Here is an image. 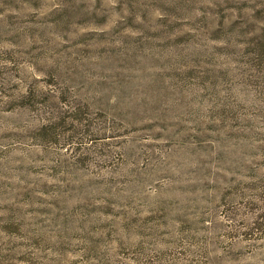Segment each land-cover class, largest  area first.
<instances>
[{
    "label": "rangeland",
    "instance_id": "rangeland-1",
    "mask_svg": "<svg viewBox=\"0 0 264 264\" xmlns=\"http://www.w3.org/2000/svg\"><path fill=\"white\" fill-rule=\"evenodd\" d=\"M0 264H264V0H0Z\"/></svg>",
    "mask_w": 264,
    "mask_h": 264
}]
</instances>
